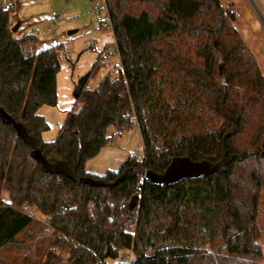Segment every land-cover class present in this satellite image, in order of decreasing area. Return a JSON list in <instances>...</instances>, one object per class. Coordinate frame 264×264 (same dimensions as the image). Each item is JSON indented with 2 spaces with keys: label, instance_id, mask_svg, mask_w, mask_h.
<instances>
[{
  "label": "trees",
  "instance_id": "1",
  "mask_svg": "<svg viewBox=\"0 0 264 264\" xmlns=\"http://www.w3.org/2000/svg\"><path fill=\"white\" fill-rule=\"evenodd\" d=\"M104 1L123 73L91 89L95 61L78 79L80 109L50 142L39 110L58 104L61 46L39 50L37 34L15 35L19 2L0 9V264L35 225L52 232L33 264H108L129 251L131 264H261L264 74L255 56L220 0ZM135 127L142 160L86 170ZM185 160L218 171L160 182Z\"/></svg>",
  "mask_w": 264,
  "mask_h": 264
},
{
  "label": "rangeland",
  "instance_id": "2",
  "mask_svg": "<svg viewBox=\"0 0 264 264\" xmlns=\"http://www.w3.org/2000/svg\"><path fill=\"white\" fill-rule=\"evenodd\" d=\"M20 10L17 12L19 23L22 25L14 32L16 36H22L26 33H35L39 37L38 49L42 50L52 46H61L62 68L58 76V90L61 99L60 109L69 104L75 105V111L81 107V103L76 102V87L78 79L87 67V43L94 41L97 37L100 21L105 22L108 19V13L104 0H61L63 5H57L59 0H19ZM256 6L254 10L249 0H220L221 7L228 12L232 18L233 27L239 33L247 49L255 56L258 65L264 74V24L259 22L261 16L264 21V0H251ZM55 12L61 16V20L55 22L52 13ZM259 14V16H258ZM249 16V17H248ZM259 22L260 27L255 28L254 23ZM104 32L111 30L105 29ZM116 46L110 45L108 49H115ZM84 54L79 64L76 63L78 57ZM76 63V64H75ZM121 66L118 53L109 56L108 63L104 70H99L95 77L89 82L88 87L95 88L98 81L108 74L113 66ZM75 66V68H74ZM101 68V65H100ZM56 108V107H54ZM57 110V109H55ZM58 112V111H56ZM48 117V116H47ZM60 123V118L51 116L49 118L50 131L53 135ZM59 129V128H58ZM123 141L117 137L110 147L118 148L122 142L124 144V153L127 156L134 153L138 157L144 156V146L139 129H131L123 136ZM129 158V156H128ZM111 171H118V168H112ZM218 168L210 163H193L185 160L177 163L172 171L159 180L164 184H171L184 178L209 177L215 174ZM264 209V194H263ZM35 218L41 223L45 217L38 212L34 213ZM50 228H44L42 225H35L31 228L32 237L22 245H13L2 251L1 256L7 264H25L38 263L43 261L44 255L50 250L49 236ZM23 238V236H22ZM264 247V237L261 240ZM55 249V248H54ZM56 253L63 254L64 263L68 261V252L56 248ZM108 264H120L119 260H108ZM261 264H264L262 261Z\"/></svg>",
  "mask_w": 264,
  "mask_h": 264
},
{
  "label": "crops",
  "instance_id": "3",
  "mask_svg": "<svg viewBox=\"0 0 264 264\" xmlns=\"http://www.w3.org/2000/svg\"><path fill=\"white\" fill-rule=\"evenodd\" d=\"M57 5L58 6L59 5H63L62 2H61V0H59L57 2ZM20 7H21V3L19 1V10H20ZM103 24H104V22L103 21H100V24H99L100 31L98 32L97 37L93 41V44H94L95 48L99 52L110 50V49H108V46H110V45L111 46L112 45L116 46V42H115V38H114L113 32L112 31H111V33L110 32H104V28L105 27H104ZM21 25H22V23H20V26ZM87 52L89 53L88 56H87V64L88 65H87V67L85 69L86 70L85 73L88 72L91 69V67L94 64V62L98 60V54L97 53H94L91 49H87ZM83 56H84V54H82V55H80L78 57V59L76 61L77 64H79V62H80V60H81V58ZM74 68H75V66H74ZM83 75H84V73H83ZM58 76H59V74H58ZM58 76H57L58 104H57L56 108L50 107V106H43L39 110V114L41 116H43L48 123H49V118H51V116L53 117V114H54V116L60 118V123L58 124L57 129L54 130L53 135H51L49 133L50 130L48 132H46V133L43 134V139L45 141H47V142H50V141H53V140L56 139V137L58 136V134L60 132L61 126H62V124L64 123V121L66 119L67 114L72 109L75 108V105H73V107H70L69 104L64 105L62 109L59 108L60 107V104H61V99H60L59 90H58ZM91 89H94V88H91ZM55 109H57V110H55ZM56 111H58V112H56ZM135 129H139V128L138 127H135ZM128 132L129 131L124 132L123 134H121L120 136H118V137H120L119 141H123L124 134L125 133H128ZM123 146H124V144L122 142L121 146H119L118 148L110 147V145L107 146V147H105L104 149H102V151L95 158L89 160L86 163V170L89 173H92V174L104 175L108 171L113 170L112 168H118V167L120 168V166L128 159V156L130 154H134V153H130L127 156L121 155V153H124V150H125Z\"/></svg>",
  "mask_w": 264,
  "mask_h": 264
},
{
  "label": "built area",
  "instance_id": "4",
  "mask_svg": "<svg viewBox=\"0 0 264 264\" xmlns=\"http://www.w3.org/2000/svg\"><path fill=\"white\" fill-rule=\"evenodd\" d=\"M18 2H19V0H0V9L3 11H10L13 8H15V6L17 5ZM105 6H106V4H105ZM52 18L55 22H58L61 20V16L57 15L55 12L52 13ZM103 25L106 29L111 30V31L113 30L112 23L110 22L109 17L104 22ZM86 45H87V49H91L94 53L98 54V59L101 62V68H100L101 71L104 70L105 64L108 63L110 55H112L114 53L119 54L117 46L115 49L99 52L95 48V46L92 42H88ZM109 73H111V75L114 77H118L123 73V69L121 66L119 67V66L114 65L113 69ZM129 157L132 159L139 160V161L142 160L141 157H138L135 154H130ZM30 213L34 214L35 211H30ZM45 220H48V218L45 217ZM54 251L56 252V248L54 249ZM148 255H152V253H148ZM134 259H135V257L133 255L132 251L123 252L120 256L121 264H131L134 261Z\"/></svg>",
  "mask_w": 264,
  "mask_h": 264
},
{
  "label": "bare ground",
  "instance_id": "5",
  "mask_svg": "<svg viewBox=\"0 0 264 264\" xmlns=\"http://www.w3.org/2000/svg\"><path fill=\"white\" fill-rule=\"evenodd\" d=\"M249 2L252 5V7L254 8V10L257 12L256 6L254 5V3L251 2V0H249ZM258 16H259V14H258ZM259 19H260L259 22H262L264 24V21L262 20L261 16L259 17ZM259 22L254 23L255 28H259L260 27V25H259L260 23Z\"/></svg>",
  "mask_w": 264,
  "mask_h": 264
},
{
  "label": "water",
  "instance_id": "6",
  "mask_svg": "<svg viewBox=\"0 0 264 264\" xmlns=\"http://www.w3.org/2000/svg\"><path fill=\"white\" fill-rule=\"evenodd\" d=\"M20 27V23H17L14 28L12 29L13 32H16ZM135 200V198H133Z\"/></svg>",
  "mask_w": 264,
  "mask_h": 264
}]
</instances>
